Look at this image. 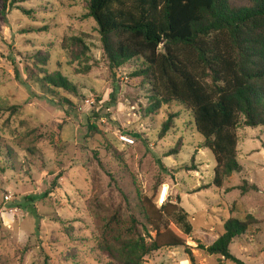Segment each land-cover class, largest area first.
I'll use <instances>...</instances> for the list:
<instances>
[{"label":"rangeland","instance_id":"obj_1","mask_svg":"<svg viewBox=\"0 0 264 264\" xmlns=\"http://www.w3.org/2000/svg\"><path fill=\"white\" fill-rule=\"evenodd\" d=\"M87 13L85 0H20L6 8L0 0V264H108L101 234L110 216L124 230L131 216L142 220L143 206L160 220L162 244L180 237L194 256L185 246H165L144 264H233L199 246L212 245L230 218L248 215L256 223L230 250L245 264H264V127L241 123L242 172L224 189L213 187L215 158L191 113L173 103L148 114L151 86L131 76L133 65L111 70ZM72 38L87 45L86 57ZM39 54L49 56L44 69L60 71L77 94H46L24 76ZM179 142L180 153L167 157ZM178 199L190 236L170 207L157 211Z\"/></svg>","mask_w":264,"mask_h":264},{"label":"trees","instance_id":"obj_2","mask_svg":"<svg viewBox=\"0 0 264 264\" xmlns=\"http://www.w3.org/2000/svg\"><path fill=\"white\" fill-rule=\"evenodd\" d=\"M19 2L3 0L5 8L7 3ZM85 2V17L93 18L98 25L111 70L133 65L131 76L151 86L148 114L156 115L173 103L191 113L204 147L215 158L212 186L224 189L227 180L242 172L239 126L243 122L252 129L264 127V0ZM70 41L79 47L81 57L87 56L89 48L82 39ZM49 61L48 55H37L33 66L23 68L24 76L36 80L46 94L54 89L77 94L76 85L60 71L44 69ZM177 118L178 114L170 115L163 123L162 139ZM181 146L179 142L167 157L178 155ZM179 203L180 199L177 204H163L157 211L163 215L170 207L176 222L190 236L193 227L189 214L179 208ZM141 214L142 220L131 216L124 230L118 215L110 216L101 234V249L109 257L108 264H144L147 256L165 246H185L194 259L192 248L180 237L162 244L160 220L153 218L145 206ZM255 223L252 215L245 221L232 217L225 222L224 234L212 245L199 248L233 264H245L230 248Z\"/></svg>","mask_w":264,"mask_h":264},{"label":"built area","instance_id":"obj_3","mask_svg":"<svg viewBox=\"0 0 264 264\" xmlns=\"http://www.w3.org/2000/svg\"><path fill=\"white\" fill-rule=\"evenodd\" d=\"M121 141H122L123 143H125V144H130V145H132V144L135 143L134 140H132V139L126 137V136H121ZM163 204H164V203H163ZM179 264H190V261H189V260H187V261H182V262H180Z\"/></svg>","mask_w":264,"mask_h":264}]
</instances>
